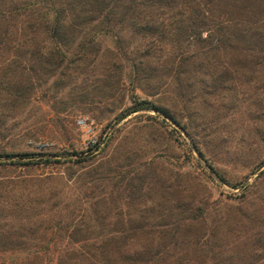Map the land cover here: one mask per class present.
Masks as SVG:
<instances>
[{"label": "rangeland", "instance_id": "1", "mask_svg": "<svg viewBox=\"0 0 264 264\" xmlns=\"http://www.w3.org/2000/svg\"><path fill=\"white\" fill-rule=\"evenodd\" d=\"M208 34L188 45L196 56L182 67L185 92L164 74L168 35L154 41L149 60L163 75L150 85L132 81L127 65L144 36L128 28L119 33L124 56L114 36L97 35L96 53L73 63L63 88L54 74L23 101L0 92V229L21 241L0 245V264H69L90 251L85 243L122 235L131 250H162L168 241V264H264V68L250 79L231 73L219 51L208 57L211 77L192 73ZM135 98L174 120L151 109L121 117ZM19 152L34 154L32 163L2 156ZM173 218L183 224L168 238ZM140 224L149 233H132ZM212 253L221 260H209Z\"/></svg>", "mask_w": 264, "mask_h": 264}, {"label": "trees", "instance_id": "2", "mask_svg": "<svg viewBox=\"0 0 264 264\" xmlns=\"http://www.w3.org/2000/svg\"><path fill=\"white\" fill-rule=\"evenodd\" d=\"M16 22L23 23L19 30L11 28ZM123 28L144 36V43L132 52L127 65L129 77L135 83L150 85V79L162 74L154 73L149 60L153 56L154 41L168 35L172 57L164 74L172 76L175 91L185 92L190 83L179 81L180 75L188 71L182 67L194 64L192 59L196 56L186 54L188 45L198 39L203 30L209 33L206 44L198 52L204 61L194 65L192 73L202 68L203 74L211 77L213 66L208 57L219 51L224 52L233 66L231 73L243 70L250 79L264 68V0H0V92H5L12 101H23L27 97L24 92H33L39 81L45 83L54 74L52 82L63 88L70 77L69 69L75 67L73 63L83 62L85 56L96 53L97 35L114 36L117 53L124 56L126 51H122L119 44ZM40 43H48L44 51ZM224 72L226 76L231 75L229 71ZM139 109H151L174 120L163 106L138 98L120 115L123 117ZM2 156L27 159L15 163L30 165V156L34 154L19 152ZM42 161L58 160L43 158ZM182 224L173 218L162 233L168 238L174 237ZM137 230L149 233L150 227L140 224L131 228L132 233ZM10 235L0 229V245L6 241L21 242ZM118 237L110 236L96 244L85 243L90 251L68 258L69 264L78 261L79 264H168V255L162 252L168 241H164L162 250L152 251L144 243L139 249L131 250L127 249L131 243L128 237ZM104 248H110V253ZM208 252L204 251L206 261ZM211 255L209 260H221L217 254ZM177 264L182 262L177 261ZM188 264L192 263L188 260Z\"/></svg>", "mask_w": 264, "mask_h": 264}, {"label": "built area", "instance_id": "3", "mask_svg": "<svg viewBox=\"0 0 264 264\" xmlns=\"http://www.w3.org/2000/svg\"><path fill=\"white\" fill-rule=\"evenodd\" d=\"M77 122H78V124H82V123H84V120L83 119H78Z\"/></svg>", "mask_w": 264, "mask_h": 264}]
</instances>
